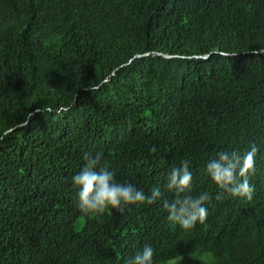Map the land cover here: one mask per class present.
Masks as SVG:
<instances>
[{
    "label": "trees",
    "instance_id": "16d2710c",
    "mask_svg": "<svg viewBox=\"0 0 264 264\" xmlns=\"http://www.w3.org/2000/svg\"><path fill=\"white\" fill-rule=\"evenodd\" d=\"M253 145V199L222 192L208 162ZM85 153L161 198L83 215ZM185 160L210 197L190 231L164 208ZM145 244L155 264H264V0H0V264H130Z\"/></svg>",
    "mask_w": 264,
    "mask_h": 264
},
{
    "label": "clouds",
    "instance_id": "9594fccd",
    "mask_svg": "<svg viewBox=\"0 0 264 264\" xmlns=\"http://www.w3.org/2000/svg\"><path fill=\"white\" fill-rule=\"evenodd\" d=\"M69 110L67 107L61 108V111ZM32 115L33 113H30L28 119L22 122L23 126H27ZM257 151L253 145L243 156L236 152H221L216 159L208 162L206 171L222 192L251 201L254 186L250 183V178L256 172ZM83 159V167L72 176L71 181L76 189L77 207L83 215L100 217L109 208L123 212L125 206L151 205L161 198L159 187L152 188L150 193L146 194L131 183H118L114 172L101 166L99 156L93 157L85 153ZM167 181V189L174 192L176 197L171 202H164L167 220L178 224L185 231L194 229L197 223L204 224L208 217L205 205L210 197L206 192L195 196L191 194L192 173L189 162L185 160L179 167H173ZM219 198L217 196V199ZM153 256V248L145 244L130 264H155Z\"/></svg>",
    "mask_w": 264,
    "mask_h": 264
},
{
    "label": "rangeland",
    "instance_id": "374dc122",
    "mask_svg": "<svg viewBox=\"0 0 264 264\" xmlns=\"http://www.w3.org/2000/svg\"><path fill=\"white\" fill-rule=\"evenodd\" d=\"M167 264H214V257L209 252L190 253L173 258Z\"/></svg>",
    "mask_w": 264,
    "mask_h": 264
}]
</instances>
